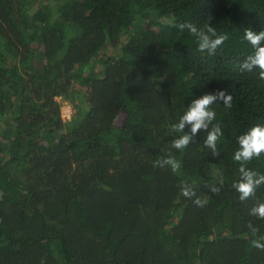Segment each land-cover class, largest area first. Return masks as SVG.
<instances>
[{
	"label": "trees",
	"instance_id": "16d2710c",
	"mask_svg": "<svg viewBox=\"0 0 264 264\" xmlns=\"http://www.w3.org/2000/svg\"><path fill=\"white\" fill-rule=\"evenodd\" d=\"M187 22L229 38L210 56ZM249 28L264 31V0H0V264H264V183L245 201L232 187L238 137L264 126V79L240 70ZM217 91L232 106L172 148ZM245 167L264 174V152Z\"/></svg>",
	"mask_w": 264,
	"mask_h": 264
},
{
	"label": "clouds",
	"instance_id": "9594fccd",
	"mask_svg": "<svg viewBox=\"0 0 264 264\" xmlns=\"http://www.w3.org/2000/svg\"><path fill=\"white\" fill-rule=\"evenodd\" d=\"M179 30H189L191 35L195 37L198 44V51L207 52L208 55H215L216 50L220 48L223 43L228 40V35L218 34L215 27L210 24H206L203 27H197L192 22L182 23L179 26ZM244 39L252 45L255 49L254 55L248 56V62L241 65V71L244 69L251 70L253 66H258L259 77L264 79V46L261 45V41H264V31L255 33L251 28L245 30ZM233 97L231 94H226L225 91H217L215 94H205L202 97L193 100L187 111L180 117L179 122L173 125L172 130L174 132H183L186 124H191V135L185 134L176 138L172 142V148L183 151L189 144L192 135H195L201 128L207 130L209 124H212L216 119V112L212 108V105L217 101H222L226 108L232 106ZM221 126L215 124L212 131L208 133L207 140L205 141L206 147H211L214 156H219V151L216 149L218 139L221 137ZM239 149L234 153L233 159L240 161L239 172L244 179L238 183L232 185L240 193V201H245L249 197L255 195L257 188L264 183V174H258L256 171L249 170L245 165L253 159V157H259L264 152V126H253L244 135L238 137ZM158 164L163 167L168 165L175 173L180 168L179 162L169 154L165 159L158 161ZM257 175L259 178L257 179ZM213 192H219L218 188H212ZM182 195L184 197H191L195 195L194 190H189L187 187H182ZM194 203L197 206L203 207L207 200H201L197 197ZM252 214L264 219V203H260L252 208ZM256 229H253V235L256 234ZM252 244L259 249L264 250V243L259 240H253Z\"/></svg>",
	"mask_w": 264,
	"mask_h": 264
},
{
	"label": "rangeland",
	"instance_id": "374dc122",
	"mask_svg": "<svg viewBox=\"0 0 264 264\" xmlns=\"http://www.w3.org/2000/svg\"><path fill=\"white\" fill-rule=\"evenodd\" d=\"M58 99H60V102H61L62 112L66 110L65 112H63L62 117L65 120L71 119V116L73 114L72 113L73 112V110H72L73 106L65 99H61L60 97H58ZM68 112H71V113L69 114ZM69 116H70V118H69Z\"/></svg>",
	"mask_w": 264,
	"mask_h": 264
},
{
	"label": "built area",
	"instance_id": "2783aa9c",
	"mask_svg": "<svg viewBox=\"0 0 264 264\" xmlns=\"http://www.w3.org/2000/svg\"><path fill=\"white\" fill-rule=\"evenodd\" d=\"M66 111V110H65ZM65 111H63V112H65ZM63 112H62V114H63ZM69 114L71 113V112H68ZM69 118H70V116H69Z\"/></svg>",
	"mask_w": 264,
	"mask_h": 264
}]
</instances>
